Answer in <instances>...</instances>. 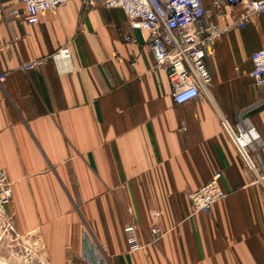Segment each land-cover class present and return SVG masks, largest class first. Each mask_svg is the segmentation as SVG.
<instances>
[{
    "label": "crops",
    "instance_id": "obj_1",
    "mask_svg": "<svg viewBox=\"0 0 264 264\" xmlns=\"http://www.w3.org/2000/svg\"><path fill=\"white\" fill-rule=\"evenodd\" d=\"M10 6L19 14L0 19V167L16 238L47 264H84V233L92 259L111 264H264V84L249 76L251 53L264 47V14L213 43L206 92L176 104L121 9L73 0L28 24L20 0H0ZM63 46L71 72L51 63L19 69ZM223 120L259 135L257 175ZM216 173L226 196L210 214L194 213L187 193Z\"/></svg>",
    "mask_w": 264,
    "mask_h": 264
},
{
    "label": "built area",
    "instance_id": "obj_2",
    "mask_svg": "<svg viewBox=\"0 0 264 264\" xmlns=\"http://www.w3.org/2000/svg\"><path fill=\"white\" fill-rule=\"evenodd\" d=\"M73 0H20L26 11V22L37 24L39 15ZM84 5L101 3L108 8H119L128 20L143 34L151 51L153 67L165 71L171 86V96L176 104H183L200 98L210 85L211 77L206 61L211 55L212 45L232 28L245 29L251 18L264 14V0H80ZM17 16L14 8L0 7V19L5 15ZM146 35V36H145ZM124 41L137 45L138 40L125 34ZM252 65L249 76L256 86L264 84V47L250 55ZM46 63L55 66L60 74L72 71L71 54L63 46L52 54L32 62L20 63L19 69L27 72L39 69ZM4 75L0 74V82ZM222 127L242 159L245 168L257 173L256 151L259 135L251 126L231 125L222 121ZM257 175V174H256ZM221 173L197 190L187 193L194 213L210 214L214 204L226 194L220 184ZM11 196L10 182L0 167V228L10 231L5 214V205ZM154 222L153 238L158 236V214L150 213ZM84 264H111L108 260L92 259L95 248L86 233L83 236ZM16 238V235H15ZM130 252L140 249L138 239L131 235L127 239ZM42 263V262H41Z\"/></svg>",
    "mask_w": 264,
    "mask_h": 264
},
{
    "label": "rangeland",
    "instance_id": "obj_3",
    "mask_svg": "<svg viewBox=\"0 0 264 264\" xmlns=\"http://www.w3.org/2000/svg\"><path fill=\"white\" fill-rule=\"evenodd\" d=\"M0 261L7 264H47L29 241L15 238V235L3 228H0Z\"/></svg>",
    "mask_w": 264,
    "mask_h": 264
},
{
    "label": "bare ground",
    "instance_id": "obj_4",
    "mask_svg": "<svg viewBox=\"0 0 264 264\" xmlns=\"http://www.w3.org/2000/svg\"><path fill=\"white\" fill-rule=\"evenodd\" d=\"M0 264H7L6 262H2V261H0Z\"/></svg>",
    "mask_w": 264,
    "mask_h": 264
}]
</instances>
